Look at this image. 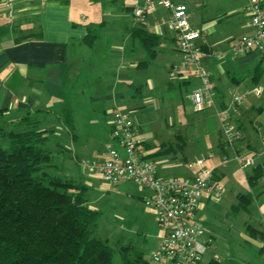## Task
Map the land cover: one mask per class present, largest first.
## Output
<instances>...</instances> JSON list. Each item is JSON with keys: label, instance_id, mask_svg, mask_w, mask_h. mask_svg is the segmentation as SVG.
I'll use <instances>...</instances> for the list:
<instances>
[{"label": "crops", "instance_id": "obj_1", "mask_svg": "<svg viewBox=\"0 0 264 264\" xmlns=\"http://www.w3.org/2000/svg\"><path fill=\"white\" fill-rule=\"evenodd\" d=\"M141 1L13 0L7 5L0 0V124L6 129L21 130L27 120L38 121L39 128L48 135L47 146L57 154L53 157L57 173L80 182L86 189L92 182L91 176H86L87 170L98 171L84 166L82 161L87 160L81 156L90 153L93 159L102 158L110 143L114 109L130 113L136 137L147 158L155 163L160 178L192 176L196 168L191 163L200 159L207 167L205 158L215 153L211 149L199 158L190 147L192 162L186 172L168 154L172 150L175 158L180 157L185 146L181 134L184 127H189L182 122L185 100L194 112L189 93L196 81L168 78V69L181 61L175 32L168 23L170 12L156 4L154 10L147 12L144 22L139 23L132 8ZM248 2L234 0L213 17L194 14L187 6L192 26L203 37L200 59L215 84L218 106L229 105L232 96L239 92L244 94L240 106L250 93L260 96L259 101L248 103L245 113L237 109L232 120L242 130V137L230 143L223 141L216 109L200 112L205 117L211 110L215 113L219 128L212 130L211 138L214 136L218 147L231 145L236 154L249 150L254 158L252 165L242 167L234 157L245 177L242 182L236 173L214 168V180L218 185L222 183L224 189L219 185L222 193L216 199L202 198L196 211L197 217L212 202L208 209L221 212L225 226H221L220 232L208 228L205 232L213 239L218 236L227 241L220 251L224 264H264V136L258 139L259 149L254 145V136L264 125V89L256 93L257 87L250 92L247 87L251 81L264 88V62L254 50L238 54L229 51L236 38L254 32L245 11ZM194 7H199V3ZM137 31L152 37L148 44H143ZM67 96L72 100L70 106L76 114H83L81 121L89 126L85 143L78 142L84 134L74 124L80 123L81 117L71 115L74 109L67 111ZM201 123L198 121L197 126L205 128ZM175 125L178 128L173 131ZM163 128L169 132L165 134ZM235 179L241 184L235 185ZM102 185L112 186L103 179ZM137 186L140 191L146 190ZM86 200L88 207L96 210ZM149 211L157 224L150 206ZM207 220L204 217L205 224ZM215 261L212 255L206 264Z\"/></svg>", "mask_w": 264, "mask_h": 264}, {"label": "built area", "instance_id": "obj_2", "mask_svg": "<svg viewBox=\"0 0 264 264\" xmlns=\"http://www.w3.org/2000/svg\"><path fill=\"white\" fill-rule=\"evenodd\" d=\"M9 5L13 0H3ZM169 10V25L175 32L176 48L180 64L168 69V78L179 81H196L189 98L194 112L207 108L216 109L222 125L225 143L242 137V130L232 117L237 113L242 96L234 95L229 105L220 107L216 101L215 84L200 59L203 37L189 19L188 7L173 0H142L134 5V19L143 23L148 11L155 5ZM253 34L236 38L229 49L233 54L256 51L264 62V7L261 0H249L246 8ZM260 93V89L254 90ZM111 139L102 158L93 162L82 161L84 166L98 171L104 182L110 185L130 181L150 190L145 198L156 217L159 240L151 254V264H200L211 239L196 220V211L204 197L216 199L222 188L215 182L213 172L197 159L191 163L196 168L192 176L185 178H160L155 163L147 158L145 150L137 139L135 123L126 110H112ZM235 159L242 166L254 163L253 156H239Z\"/></svg>", "mask_w": 264, "mask_h": 264}, {"label": "trees", "instance_id": "obj_3", "mask_svg": "<svg viewBox=\"0 0 264 264\" xmlns=\"http://www.w3.org/2000/svg\"><path fill=\"white\" fill-rule=\"evenodd\" d=\"M137 35L143 44L152 39ZM25 125L0 124V264H112V247L96 236L99 213L88 207L86 187L57 173L38 121ZM119 248L123 264H150L131 246Z\"/></svg>", "mask_w": 264, "mask_h": 264}, {"label": "rangeland", "instance_id": "obj_4", "mask_svg": "<svg viewBox=\"0 0 264 264\" xmlns=\"http://www.w3.org/2000/svg\"><path fill=\"white\" fill-rule=\"evenodd\" d=\"M179 1L185 3L188 7L193 9L194 14L197 13L198 15H201L203 13L208 17H213L220 11H223L227 6L231 5L234 0ZM195 3H199V7H194ZM247 87L249 89V92L252 91L255 87L262 91L264 89L261 83L255 86V84H253L251 81L248 82ZM237 95L243 97L244 94L243 92H239ZM253 100L255 102L259 101L260 96L250 93V95L245 97L243 104L241 106L239 104L238 109H240L242 113H245L250 106V104L248 103ZM64 101L69 105L67 107L68 112L71 113V110L74 109V112H72L71 114L72 116H78V118L81 117L80 123L75 122L74 125L76 126L79 132L83 130L82 134H84V136L82 135V137H80V140H78V142L85 143L84 141L86 140V134L88 129L87 127L89 126L86 121H81L84 118L82 117L83 114H76L75 108H73V106H70L72 101L70 96H67ZM185 104V114L182 122L183 124H189V127H184V130L181 131V134L183 135L185 140V146L183 147L182 152H180V157L175 158L174 152H172V150H170L168 154L172 157L175 163H178V167L184 172H186L187 165L192 162V157H190L189 155L190 147H193L195 149L199 158H203L205 155L208 154V151H211L212 149L213 151H215L213 157L205 158V164L207 165V167L210 169L217 168L223 169L225 171H231L234 174L236 173L237 178L242 182L245 177L242 174V169L239 167L234 157L237 154L239 156L245 157L253 156L251 151L240 150L236 154L231 145L224 144L223 149L220 145L218 147L217 141L215 140L214 136L213 138H211L212 130L217 131V129L219 128V122L215 113L211 110L209 112V115L205 117L203 113L192 112L190 107H188L189 103L186 100ZM198 121L202 122L201 124H203L205 128L197 126ZM161 124L164 128H167L164 125L165 122H162ZM177 128L178 125H175L172 130L175 131L177 130ZM101 132L102 129H100L98 134ZM168 132L169 129L164 131L165 134ZM263 136L264 125L262 124L258 128L256 136H254V145L257 149H259L261 145L258 139ZM173 137L174 135L172 136V138ZM108 141H111L110 138ZM174 148L176 149V151H179L177 150L175 144ZM224 151H226V153ZM54 155L55 157L57 156V154L55 153ZM91 155L92 154L90 153H86L81 157H83L84 160L93 162L96 159H93ZM181 155H184L185 158H182ZM225 155H227L226 159H224ZM87 171L88 173H86V176H91L92 182L91 186H87V189L85 191V197L86 199H88L90 205L94 206L96 211H98L99 213L96 236L104 241H107V243L112 247V264H123L119 253V247L121 245H130L134 250L140 251L144 259L151 262V254L155 250L156 244L159 240V228L154 222V216L149 211V206L141 198L143 196H149L150 191L147 189L140 191L139 187L136 184L129 181H123L117 185L105 187L102 185V179L98 172H93L89 170ZM190 173H192L191 170ZM238 179L234 180L235 185L241 184ZM229 184L230 183H227V185ZM219 185L222 186L224 189L222 183H219ZM212 204L214 203L209 202L207 208L201 210L196 217V220L203 226L204 230L207 233L208 230L206 228L215 232H220L221 226H225V224L222 223L223 217L221 212L215 211L216 209L214 211L208 209V207H210ZM206 216L208 220L205 224L206 221L203 220L204 217L206 218ZM230 234L228 233L227 235L229 236ZM208 236L211 238V244L203 254L200 264H206V262L212 260V255H215V264H224L222 262L223 259L221 258L220 251L223 247H225L227 241H225L223 237L216 236L215 239H213L210 235Z\"/></svg>", "mask_w": 264, "mask_h": 264}]
</instances>
